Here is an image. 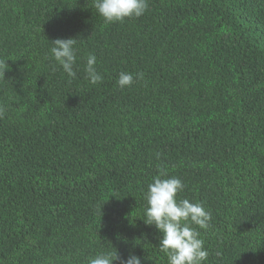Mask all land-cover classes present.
<instances>
[{
	"label": "trees",
	"instance_id": "trees-1",
	"mask_svg": "<svg viewBox=\"0 0 264 264\" xmlns=\"http://www.w3.org/2000/svg\"><path fill=\"white\" fill-rule=\"evenodd\" d=\"M93 3L0 0V264H167L142 219L161 173L211 214L192 225L205 264H264V0H148L112 23ZM70 37L75 78L50 53Z\"/></svg>",
	"mask_w": 264,
	"mask_h": 264
},
{
	"label": "clouds",
	"instance_id": "clouds-1",
	"mask_svg": "<svg viewBox=\"0 0 264 264\" xmlns=\"http://www.w3.org/2000/svg\"><path fill=\"white\" fill-rule=\"evenodd\" d=\"M94 8L106 23L123 21L125 18L140 17L148 8V0H94ZM50 48L52 59L62 67L64 73L75 78L76 44L75 38H57ZM96 56L89 54L85 73L90 84L102 81V75L96 69ZM7 60L0 59V77H5L9 69ZM139 75V74H138ZM131 73L120 72L117 84L123 89L134 83ZM4 109L0 108V117ZM161 176L153 178L148 185L145 199L147 207L143 220L146 225L154 226L159 232V250L167 257V264H205L209 252L200 238L199 229H207L211 214L201 203L190 202L187 198L177 199V194L184 190L183 182L177 177L167 179ZM142 264L141 257L133 252L125 258L115 252L97 254L89 259L88 264Z\"/></svg>",
	"mask_w": 264,
	"mask_h": 264
}]
</instances>
